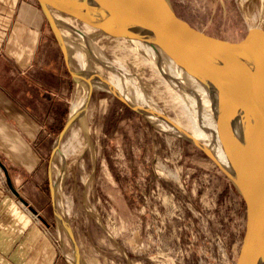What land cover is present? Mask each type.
Masks as SVG:
<instances>
[{
    "label": "rangeland",
    "instance_id": "1",
    "mask_svg": "<svg viewBox=\"0 0 264 264\" xmlns=\"http://www.w3.org/2000/svg\"><path fill=\"white\" fill-rule=\"evenodd\" d=\"M170 1L182 18L215 39L246 45L252 31L264 34V0ZM25 3L35 9L42 25L38 35L44 44L39 46L38 62L46 75L54 73L60 96L68 97V102H60L61 130L72 106L84 100L85 92L71 81L36 0ZM69 23L85 34L84 39L69 25L61 26L72 63L83 65L86 55L87 65L118 87L124 83L135 97L128 80L89 54V44L95 56L136 76L155 106L176 118L159 76L128 43ZM187 115L188 126L196 131ZM58 132L44 135L43 192L40 201L29 204L38 213L31 214L44 223L56 248L54 264H73L74 252L65 228L54 217L50 185L55 208L69 224L79 264L233 263L242 227L241 201L192 144L154 127L100 90L91 93L86 110L65 132L50 162Z\"/></svg>",
    "mask_w": 264,
    "mask_h": 264
},
{
    "label": "water",
    "instance_id": "2",
    "mask_svg": "<svg viewBox=\"0 0 264 264\" xmlns=\"http://www.w3.org/2000/svg\"><path fill=\"white\" fill-rule=\"evenodd\" d=\"M36 2L59 47L71 80L77 87L85 88L80 114L82 115L86 110L91 93L100 90L120 100L154 127H160L179 136L201 151L228 181L243 207L242 227L232 264H264V136L252 134L222 138L211 131L206 132L201 109V100L204 98L209 109L213 111L215 130L220 129L223 117L237 116L257 109L264 110V78L243 82L227 96H215L210 89L209 79L213 73V60L219 61L220 56L216 54L213 59V49L210 46L213 37L196 29L182 18L170 0L142 1L148 20L146 38L143 40L140 38L143 49H135L128 42L130 39L139 40L130 25L123 27L122 22L115 24L109 20L85 18L77 15L75 9L67 10L57 0H36ZM57 14L80 26L99 30L111 38L125 40L159 76L171 97V110L175 112L176 118L168 116L156 106L138 103L129 96L122 95L119 89L93 67L72 63L68 57L61 26L57 22ZM110 28L112 29L109 30ZM215 40L229 47L240 45V42ZM171 66L178 71L171 69ZM187 114H191L195 125L203 132L202 137H209V141L207 137L206 141L209 144L211 140L212 147H209L210 144L206 145L203 138V141L194 138L193 130L188 126ZM78 117L79 114L68 116L54 141L50 162L59 149L63 135ZM0 167L13 195L33 214L38 215L14 188L7 169L1 162ZM54 194L53 186L50 185L54 217L65 228L71 240L74 252L73 264H79L77 246L69 224L55 208Z\"/></svg>",
    "mask_w": 264,
    "mask_h": 264
},
{
    "label": "crops",
    "instance_id": "3",
    "mask_svg": "<svg viewBox=\"0 0 264 264\" xmlns=\"http://www.w3.org/2000/svg\"><path fill=\"white\" fill-rule=\"evenodd\" d=\"M40 27L25 0H0V162L29 204L40 201L43 192L42 140L62 130L60 102H68L54 84V73L46 75L38 62L44 44ZM27 209L0 167V264H54L57 252L44 223Z\"/></svg>",
    "mask_w": 264,
    "mask_h": 264
},
{
    "label": "bare ground",
    "instance_id": "4",
    "mask_svg": "<svg viewBox=\"0 0 264 264\" xmlns=\"http://www.w3.org/2000/svg\"><path fill=\"white\" fill-rule=\"evenodd\" d=\"M60 2L67 10H73L77 15H81L85 18L92 20H109L112 23L124 24L123 27L132 26V32H136L138 39L136 41L128 40V42L135 47V49H143V40L146 38L147 32L146 28L148 25L147 15L145 8L143 6V0H57ZM261 16V15H260ZM57 22L60 26L69 25L71 29L78 31L82 38L85 39V34L77 29L75 26L71 25L69 20L64 17L57 16ZM261 27V26H260ZM85 30L88 27H84ZM110 28L109 30H111ZM129 30L130 29H126ZM78 33V34H79ZM250 42L246 45H239L229 47L227 44H220L219 41L212 38L210 40V46L213 49V59L217 54L220 56L219 61L213 60L212 63V75L209 79V86L212 93L215 96H227L235 88L243 82L250 80H257L264 78V34H258L252 31L250 35ZM120 42H126L125 40H119ZM127 43V42H126ZM129 45V44H128ZM89 54L97 58L98 61L102 62L106 68L116 72L124 80H128L129 86L135 88V97L129 93V90L125 88L124 83L121 87L113 84L122 95L129 96L135 102L142 103L148 106H155L151 99L146 95L142 84L136 76L127 73L123 69H118L113 64L107 60H102L95 56L92 49H90L88 44ZM85 60L82 58V63L85 65L87 62L86 55ZM143 59V58H142ZM96 60V59H95ZM88 64V63H87ZM102 64V65H103ZM171 69L178 71L174 66ZM135 77V78H134ZM110 83V82H109ZM112 84V83H111ZM85 92V88L83 89ZM85 94V93H84ZM82 96V95H81ZM85 97V95L83 96ZM82 102H76L72 106L71 115L81 116L80 111L82 108ZM74 104V103H73ZM210 107L205 103L204 98L201 100V109L203 116V124H205L206 132H212L214 135L219 137H241L252 134H261L264 136V110H252L245 112L237 116H227L221 119V127L218 130L214 128L213 111L209 109ZM69 114V115H70ZM191 116V114H189ZM192 118V116H191ZM80 120V119H79ZM194 121V120H193ZM195 123V121H194ZM196 131H193V136L196 139L205 140L204 143L212 147L213 144L211 140L208 144L209 137H202L203 132H201L197 126ZM209 135V134H208ZM203 141V140H202ZM217 150V149H216ZM64 160V159H63ZM61 161V159H60ZM59 182V181H58ZM58 184V183H57ZM55 186V185H54ZM59 189V187H58ZM58 191V190H57ZM60 208V207H59ZM62 226V225H61Z\"/></svg>",
    "mask_w": 264,
    "mask_h": 264
},
{
    "label": "flooded vegetation",
    "instance_id": "5",
    "mask_svg": "<svg viewBox=\"0 0 264 264\" xmlns=\"http://www.w3.org/2000/svg\"><path fill=\"white\" fill-rule=\"evenodd\" d=\"M101 33V32H100ZM102 35H104L103 33H102ZM108 37V36H107ZM112 39H114V40H118V39H115V38H112Z\"/></svg>",
    "mask_w": 264,
    "mask_h": 264
}]
</instances>
